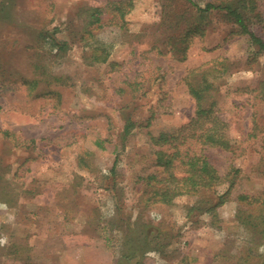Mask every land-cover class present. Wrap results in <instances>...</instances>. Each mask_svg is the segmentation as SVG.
<instances>
[{
    "label": "rangeland",
    "instance_id": "obj_1",
    "mask_svg": "<svg viewBox=\"0 0 264 264\" xmlns=\"http://www.w3.org/2000/svg\"><path fill=\"white\" fill-rule=\"evenodd\" d=\"M109 2L12 0L0 14V264H246V245L261 234L241 222L257 212L237 197L264 191V51L235 17L202 19L184 0H133L123 20L106 10L104 26L89 24L88 11ZM243 14L264 39V0ZM55 27L69 42L64 57L40 34ZM102 42L112 48L108 62L87 64L84 52ZM38 64L66 84L30 90L22 77L41 75ZM209 64L226 68L208 76L205 99L215 98L230 121L234 152L219 157L218 169L235 179L231 198L216 217L202 202L209 192L143 210L139 177L154 169L151 137L196 115L189 83L201 71L188 74ZM133 80L145 82L140 92ZM129 118L136 128L123 139ZM172 228L178 237L160 252L152 233ZM251 247L250 264H260L264 245ZM131 249L132 259L122 258Z\"/></svg>",
    "mask_w": 264,
    "mask_h": 264
},
{
    "label": "trees",
    "instance_id": "obj_2",
    "mask_svg": "<svg viewBox=\"0 0 264 264\" xmlns=\"http://www.w3.org/2000/svg\"><path fill=\"white\" fill-rule=\"evenodd\" d=\"M108 5L104 7L91 8L88 11L90 18L89 24L99 25L102 27L108 21L105 19L106 10L115 13L113 17L119 16L120 19H124L131 9L134 8L133 0H128L126 4L125 0H109ZM189 4L192 11L199 13L204 19V15L221 11L226 14L228 19L235 17L236 23L240 26V32L242 34H248L251 39L256 43L261 51H264V39L251 31L249 26V20L244 18L243 12L246 14H254L258 8L260 0H184ZM203 1L204 3H200ZM12 0L0 1V14L7 12L11 7ZM129 6V10L127 7ZM111 13V14H112ZM1 17V16H0ZM2 18H0L1 20ZM114 19V18H113ZM124 27V24H121ZM202 25H197L195 30L201 28ZM59 27H55L53 31H41L40 34L44 36L45 44L51 46V51H59L64 57L69 52V42L66 38L59 37L57 35ZM92 37V32H88ZM188 35H186L187 37ZM87 48V47H86ZM180 49L182 58L184 61L186 58V48L183 46ZM88 47L84 52V58L89 65H97L107 63L112 53V48L108 43H99L96 48ZM86 54V55H85ZM55 57H58L56 53ZM35 71H41V75H36L31 78L22 77L26 83L32 84L30 90L38 89L43 83L47 86H51L53 82L55 85H65L68 79L64 75L52 76L48 74L47 67L38 64L35 66ZM226 68L222 71L215 64L201 67L196 70H190L188 75L197 73L201 76V80L196 82L197 85L189 83L191 94L197 100L196 115L191 118L190 122L180 129L173 132L162 131L159 136L151 137V144L153 146V171L147 175L139 177L141 185L147 190L148 196L144 201V209L155 208L157 206H169L174 203V200L182 196H193L201 193H212L208 203H205V212L216 217V212L219 207L226 204L232 195V191L235 187V179H231V174L228 176H222L219 172V157H227L224 153L234 152L232 140L233 137L230 132V121L227 116L220 113L217 107V100L211 98L205 99V91L209 89L212 84L209 83L208 76L221 74L225 72ZM192 71V72H191ZM51 78L46 81L48 76ZM132 91L140 92L139 87H142L145 82L133 80ZM260 93L258 96L264 97V82L260 83ZM124 89H120L122 93ZM32 92V91H31ZM152 117H150L146 123L145 128L149 127L152 123ZM136 122L130 118L126 120L123 126V139L128 137L136 128ZM83 162V161H82ZM118 166V159H116L111 169V179L116 178V170ZM221 190V191H220ZM237 200L240 204L246 205L256 211L257 214H250L246 219L241 220L243 224L248 226V229H252L256 234L260 235L257 240H250L253 245H246V264H250V258L252 257L253 247H259L264 245V191L256 194L242 193L238 195ZM214 201H217L214 203ZM199 210H202L201 205L198 206ZM178 234L174 233V229H171L170 233L160 234L152 233L151 238L159 244L160 252H164L163 247L166 243L171 244ZM133 239L128 235L125 237V244L128 245ZM143 243L148 242L147 239L142 240ZM174 243V242H173ZM163 249V250H162ZM123 251V257L131 260L137 249H131ZM251 253V254H250ZM140 254H142L140 252ZM254 258V257H253ZM119 261V260H118ZM122 262V261H119ZM258 263L264 264V261L260 260ZM124 264V262H122Z\"/></svg>",
    "mask_w": 264,
    "mask_h": 264
}]
</instances>
